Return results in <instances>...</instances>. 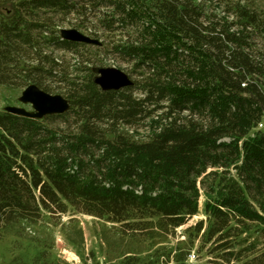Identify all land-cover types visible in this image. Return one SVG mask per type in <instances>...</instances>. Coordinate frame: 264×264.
Listing matches in <instances>:
<instances>
[{"label":"trees","instance_id":"obj_1","mask_svg":"<svg viewBox=\"0 0 264 264\" xmlns=\"http://www.w3.org/2000/svg\"><path fill=\"white\" fill-rule=\"evenodd\" d=\"M63 28L100 44L66 40ZM110 59L131 85L96 83ZM31 84L70 102L43 118L0 113V235L35 233L33 264H64L54 227L84 249L69 211L102 220L110 244L108 227L129 241L108 264H144L142 245L187 224L203 191L207 218L188 231L202 232L210 263L264 264V12L254 0H0V87Z\"/></svg>","mask_w":264,"mask_h":264},{"label":"rangeland","instance_id":"obj_2","mask_svg":"<svg viewBox=\"0 0 264 264\" xmlns=\"http://www.w3.org/2000/svg\"><path fill=\"white\" fill-rule=\"evenodd\" d=\"M259 10L264 12V0H254ZM84 33V32H83ZM87 34V33H85ZM107 66H115L123 70V66L114 62L112 59L107 61ZM20 91H12L0 87V113L6 106L17 105L30 107L19 101ZM260 126V124H259ZM262 126V127H261ZM264 131V118L261 123ZM208 196L202 192L200 198L199 212L194 215L187 224L177 228L175 233H159L149 244H143L141 248H147L140 254L144 264H148L150 257L158 260V264H177L180 258H186L184 264H211L213 254L208 252L209 243L204 245L202 232L197 236L190 234L188 229L195 225L199 220H206L205 202ZM72 216L78 218L84 235V249L71 245L62 235L59 227L52 228L54 234L53 253L62 259L64 264H108V257L115 261L120 260L126 252L129 241L123 240L116 235L117 231L108 227L112 238V243L105 241L101 235L103 221L87 214H74L69 211L63 215V221L68 222ZM110 226V225H108ZM35 233L27 231L24 236L0 235V264H33L34 256L38 249L32 240ZM256 234L251 233L250 241L256 240ZM262 241L258 246L262 247ZM195 255V256H194Z\"/></svg>","mask_w":264,"mask_h":264},{"label":"water","instance_id":"obj_3","mask_svg":"<svg viewBox=\"0 0 264 264\" xmlns=\"http://www.w3.org/2000/svg\"><path fill=\"white\" fill-rule=\"evenodd\" d=\"M61 36L66 40L100 44L99 40L75 28H63ZM95 71L97 72L95 81L103 90H117L132 84L129 75L118 67H99ZM19 101L30 108L9 105L5 107V110L32 118H43L46 115L64 113L70 109V102L63 95L49 93L35 84H31L22 90Z\"/></svg>","mask_w":264,"mask_h":264},{"label":"built area","instance_id":"obj_4","mask_svg":"<svg viewBox=\"0 0 264 264\" xmlns=\"http://www.w3.org/2000/svg\"><path fill=\"white\" fill-rule=\"evenodd\" d=\"M260 126H261V124H260ZM195 256V255H194Z\"/></svg>","mask_w":264,"mask_h":264}]
</instances>
